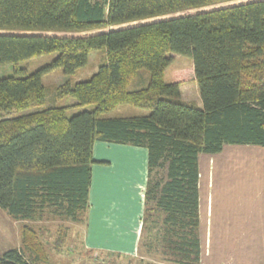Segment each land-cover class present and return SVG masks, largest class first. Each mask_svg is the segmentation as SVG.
Returning a JSON list of instances; mask_svg holds the SVG:
<instances>
[{
    "label": "trees",
    "instance_id": "16d2710c",
    "mask_svg": "<svg viewBox=\"0 0 264 264\" xmlns=\"http://www.w3.org/2000/svg\"><path fill=\"white\" fill-rule=\"evenodd\" d=\"M193 8L202 9L168 16ZM0 29V65L14 64L0 77V208L14 220L85 223L94 142L144 147L136 262L199 264V154L264 145V0H0ZM101 50L87 79H71ZM49 52L56 56L33 72L18 66ZM173 54L192 59L201 106L181 96L184 67L166 81ZM56 68L68 78L47 103L41 77ZM141 68L146 84L129 89ZM66 97L93 108L68 116L58 104ZM125 103L146 112L104 115ZM45 260L27 224L19 247L0 255V264Z\"/></svg>",
    "mask_w": 264,
    "mask_h": 264
},
{
    "label": "crops",
    "instance_id": "0c3cea01",
    "mask_svg": "<svg viewBox=\"0 0 264 264\" xmlns=\"http://www.w3.org/2000/svg\"><path fill=\"white\" fill-rule=\"evenodd\" d=\"M180 90L189 101L184 83ZM134 148L116 149L118 161L106 156L109 166H92L86 250L137 256L147 155ZM102 155L93 151L95 160ZM198 170L199 264H264V145L224 144L216 153H200ZM19 244L18 229L12 234L0 227V255Z\"/></svg>",
    "mask_w": 264,
    "mask_h": 264
},
{
    "label": "rangeland",
    "instance_id": "374dc122",
    "mask_svg": "<svg viewBox=\"0 0 264 264\" xmlns=\"http://www.w3.org/2000/svg\"><path fill=\"white\" fill-rule=\"evenodd\" d=\"M203 8V7H202ZM202 8H193L183 11H178L174 14L168 15H181L186 14L191 11H198ZM3 30L0 29V32ZM37 32L54 34L58 36H73L79 35L78 32L66 31V30H37ZM95 32V31H90ZM56 56V52H49L39 56H35L30 59L22 60L18 63L19 67H23L26 72H33L36 69L42 67L43 65L49 63ZM104 60L103 50L101 51H91L88 55L87 65L76 71L71 79L82 80L87 79L98 67L100 63ZM177 67H184V73L186 80L184 83V97L189 100V102L195 103L201 106V98L197 88L196 81L192 76V59L188 56L173 54L172 62L165 69V79L166 81L171 80L172 70ZM14 64L7 63L0 65V77L9 76L13 74ZM68 77L62 73L60 68L53 69L44 73L41 77V81L47 90V103L51 102V94L56 86L61 85ZM148 79V71L144 68L138 69L135 77L130 82L128 88L134 89L141 87L146 84ZM75 99L71 97H66L58 101L60 105H68L66 108V115L70 116L83 109L93 108L92 104L88 105H73ZM146 112L142 108L130 105V104H120L112 108L110 111L104 113L105 116L115 117V116H126L135 115ZM129 146V145H128ZM127 147L125 144L109 143L97 140L94 142L93 151L103 154L105 159H97L92 164V166H109V163L103 162L104 160L109 161L110 158L121 160L120 155L113 156L115 150L118 148ZM131 147V146H130ZM139 151H145L147 155V150L144 147L134 148ZM144 152V156H145ZM111 154V155H110ZM106 156H111L109 159ZM140 158V156H139ZM137 158L136 161L139 160ZM128 159V158H126ZM144 159V158H143ZM102 161V162H101ZM145 163V162H144ZM111 164V162H110ZM103 187V186H102ZM119 190H123L119 188ZM1 210V209H0ZM5 211H0V227L10 229L11 233L14 234L18 229L19 236L21 235V227L27 224L38 231L40 239L44 247V253L46 260L37 264H138L136 258H130L125 255L110 254L103 251L96 250H86L83 246V238L86 221L84 222H72L69 220H61L56 217H43L40 220L27 221V220H14ZM152 262V260H151Z\"/></svg>",
    "mask_w": 264,
    "mask_h": 264
}]
</instances>
